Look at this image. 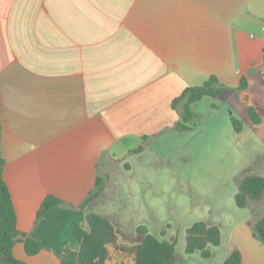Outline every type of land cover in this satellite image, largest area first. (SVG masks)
Listing matches in <instances>:
<instances>
[{"label":"crops","instance_id":"obj_1","mask_svg":"<svg viewBox=\"0 0 264 264\" xmlns=\"http://www.w3.org/2000/svg\"><path fill=\"white\" fill-rule=\"evenodd\" d=\"M260 22L264 0H0L3 178L17 230L45 246L28 255L19 236L14 257L59 264L78 250L71 229H87L80 205L97 176L131 170L161 140L191 130L176 129L182 109L171 105L185 88L211 75L237 87L258 63L247 36ZM48 195L69 206L37 219ZM250 217L209 223L219 245L227 241L224 259L237 248L240 264H264Z\"/></svg>","mask_w":264,"mask_h":264},{"label":"rangeland","instance_id":"obj_2","mask_svg":"<svg viewBox=\"0 0 264 264\" xmlns=\"http://www.w3.org/2000/svg\"><path fill=\"white\" fill-rule=\"evenodd\" d=\"M263 23L253 25L254 36H247L258 63L247 75L245 90L226 85L217 98L204 96L191 106L195 114L191 130L161 140L154 152L143 154L131 170H124L127 167L121 164L113 175L103 177L102 193L87 207L110 219L120 246L141 241L136 230L143 225L158 238L175 239L177 264L222 263L226 240L219 246L208 245L210 257H203L198 250L186 253V229L195 221L223 224L227 216L241 219L248 213L247 208L235 204L233 178L264 154ZM243 94L260 114L259 124L249 119ZM231 117L241 122L240 131L234 130ZM255 166V171L264 175V164ZM131 261V254L109 247L107 264Z\"/></svg>","mask_w":264,"mask_h":264},{"label":"trees","instance_id":"obj_3","mask_svg":"<svg viewBox=\"0 0 264 264\" xmlns=\"http://www.w3.org/2000/svg\"><path fill=\"white\" fill-rule=\"evenodd\" d=\"M247 75L243 74L239 80L237 90L243 91L248 87ZM226 86L221 84L217 77L211 75L200 86H190L173 99L171 105H182L181 120L176 124L177 130L191 129L194 118L192 104L201 100L204 96L217 98ZM242 101L247 105L249 119L254 124L261 122V116L257 109L250 103L249 96L242 95ZM232 126L235 131L242 128L241 122L231 117ZM145 138V137H144ZM143 138V139H144ZM144 148V142L139 144L134 151L140 152ZM259 160V161H258ZM252 164L246 166L234 176L237 192L234 196L235 203L240 208H247L251 217L249 226L254 238L264 243V175L257 173L256 164H264V154ZM255 166V167H254ZM4 160L0 154V261L5 264H24L13 255V246L19 236L23 237L25 252L34 255L45 246L33 235H26L17 230L16 215L11 199L9 188L3 178ZM107 176H97L96 184L81 203V208H87L85 222L87 229L79 223H74L71 229L72 237L78 242V250H69L60 258L59 264H106L109 258V247L121 249L132 255V261L128 264H177L175 255V239L169 240L158 238L148 232L143 225L137 227V233L142 240L131 246H120L116 229L109 218L88 210L87 204L96 201L105 187ZM56 206H69L63 200L48 195L43 200L38 214L39 219L48 209ZM221 242V232L217 225H210L204 221H195L186 229L185 252L192 253L200 251L203 257H210L211 251L208 245L218 246ZM241 253L233 248L221 264H240Z\"/></svg>","mask_w":264,"mask_h":264},{"label":"built area","instance_id":"obj_4","mask_svg":"<svg viewBox=\"0 0 264 264\" xmlns=\"http://www.w3.org/2000/svg\"><path fill=\"white\" fill-rule=\"evenodd\" d=\"M262 31L264 32V24H263V26H262Z\"/></svg>","mask_w":264,"mask_h":264}]
</instances>
